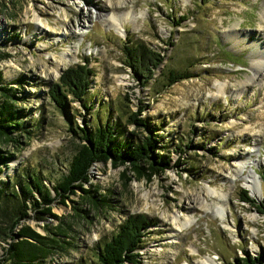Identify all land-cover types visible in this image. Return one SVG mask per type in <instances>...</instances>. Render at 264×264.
Instances as JSON below:
<instances>
[{
    "label": "rangeland",
    "instance_id": "374dc122",
    "mask_svg": "<svg viewBox=\"0 0 264 264\" xmlns=\"http://www.w3.org/2000/svg\"><path fill=\"white\" fill-rule=\"evenodd\" d=\"M130 10L136 17L122 21V33L102 21ZM126 38L164 54L158 73L172 68L193 75L163 86L158 74L155 83L138 85L122 62ZM262 48L264 0H0V73L7 88L0 98L18 111L12 122H20L12 127L8 121L13 140L0 137V157L7 156L0 179L8 187L17 180L18 190H26L25 181L36 175L54 197L41 218L30 208L15 226L28 224L54 237L45 258L32 264H93L94 244L138 212L150 222L137 264H232L244 250L262 254L258 264H264V217L240 199L243 189L251 195L234 175L236 162L248 156L250 164L241 172L257 176L256 198L263 196L258 170H264V66L257 70ZM84 58L92 70L90 108L70 99L63 111L48 97V85ZM124 104L129 110L142 106L139 116L157 129L155 151L168 154L171 166L146 177L126 164L96 161L74 193L54 196L51 188L78 143L67 121L82 123L95 113L101 119L105 113L115 116ZM121 122L132 140L146 134ZM183 143L178 152L174 145ZM210 188L226 197L208 194ZM213 203L223 204L222 217L208 209ZM176 215L191 221L178 228ZM8 240L0 237V248Z\"/></svg>",
    "mask_w": 264,
    "mask_h": 264
},
{
    "label": "trees",
    "instance_id": "16d2710c",
    "mask_svg": "<svg viewBox=\"0 0 264 264\" xmlns=\"http://www.w3.org/2000/svg\"><path fill=\"white\" fill-rule=\"evenodd\" d=\"M175 24H178V21ZM170 38L171 36L166 41L168 45L172 44ZM120 49L123 64L128 67L131 76L140 86L148 85L149 82L155 83L157 80L155 75L158 74L165 80L163 84L161 83L163 86L193 75L191 71H176L172 68L158 73L157 69L164 54L141 39L126 38L121 43ZM232 56L238 61L239 56ZM3 57L4 54L0 53V58ZM91 73L92 70L86 58L68 65L60 72L56 81L48 85V97L61 110L70 99L80 101L84 108L89 109L91 103L88 99L90 97L88 77ZM2 80L0 73V95L3 97L6 94L3 91L7 88L1 85ZM123 97L128 101L126 94ZM124 105L126 107L124 109L117 105L119 110L116 111L115 116L105 113L101 119L95 113L88 121L82 118V123L71 125V121H67V130L78 143L68 160L66 171L60 175L51 188L54 196L67 197V193H74V187H81V184L87 181L88 169L96 161H110L112 165L126 164L136 176L146 177L161 173L171 166L168 154L155 151L159 146V137L155 134L157 129L149 125L147 119L139 116L142 106L138 105L137 109L129 110L127 105ZM16 116H19L17 109L6 99L0 98V137L14 139L12 135H9L8 121L12 122ZM121 119L133 123L135 127H140L146 134L138 140L130 139ZM12 124V127H17L20 122L15 119ZM174 147L178 152H183L186 144L183 143V147L176 145ZM6 157V155L0 157V164H5ZM258 171L264 184V170ZM15 183L8 187L6 181L0 179V237L9 238L5 241V246L0 248L2 252L0 264H32L34 261L45 258L50 251L54 237L39 234L28 224H21L16 230L15 226L22 218L28 216L27 211L30 208L38 213L33 214V217L41 218L40 214L49 212V204L54 197L36 175L31 180L25 181L26 190H18L21 185L17 180ZM82 190L86 193V189L82 188ZM32 192L36 193L35 197ZM91 197L89 195L88 198L87 195V199L92 200ZM240 199L248 202L264 217V194L260 199L252 198L247 194L246 189H243ZM149 222L150 220L144 213L128 214L108 239L94 244L93 264H137L139 262L137 249L142 246L143 236L146 233L145 228ZM44 228L48 230L45 225ZM243 252L242 256L233 257L231 263L258 264L263 259L262 254L250 255L245 250Z\"/></svg>",
    "mask_w": 264,
    "mask_h": 264
},
{
    "label": "bare ground",
    "instance_id": "6f19581e",
    "mask_svg": "<svg viewBox=\"0 0 264 264\" xmlns=\"http://www.w3.org/2000/svg\"><path fill=\"white\" fill-rule=\"evenodd\" d=\"M135 17H136V14H134L133 11L130 10V11L125 12L123 14V16H122V14L119 15V17L118 16L111 15V16H108L106 18H103L102 21H104V23L107 26H113V27H115V30H117V32L122 33V21L124 19L130 20L131 18H132L131 20L133 21ZM33 20L36 21L39 24H44L40 20V18L38 16H36V15L33 16ZM46 25L49 26L48 24H46ZM82 28H85V22L83 23ZM80 32H82V30ZM232 37L234 38L235 35L232 34ZM238 41H240V39H237L236 42H238ZM250 45H253V44L250 43ZM260 51L262 52L261 53L262 54V56H261L262 60L261 59L259 60V63H258V66H257V70H259L261 67L264 66V60H263L264 59V48H262V50H260ZM70 60H71V58H68V59L65 58L64 59V62H69ZM73 60H74V58H73ZM220 90H222V87H220ZM220 92H222V91H220ZM249 159L250 158L247 156L246 158L240 159V160H238L236 162V165H235L236 166L235 167L236 170H235L234 175H235V178H237V176H239L242 179V184L241 185L243 187H245V188L248 189L249 194L251 196L256 197L258 195L260 197L261 196V193H260V189H259V181H258L257 176L252 171H250V170H248L245 175H243V173L241 172L242 170H245L246 167L250 164ZM218 191L219 190H215V189L210 188V189H208V194L211 193V194H214V196H216L217 198L224 199L226 197L225 196V193L220 192V191L218 192ZM215 203H213L212 204L213 206L210 207V208H208V209H210V211L212 213H216L219 216H221L222 213H223V206L222 205L224 204V200L222 202L223 204L220 203V205H219V204H215ZM205 205H206L205 208H207L208 205L207 204H205ZM173 220L175 222V225L178 228H180L181 226L186 225L187 223H189L191 221V218H186L183 222H180V218L178 217V215H176V216H174Z\"/></svg>",
    "mask_w": 264,
    "mask_h": 264
}]
</instances>
